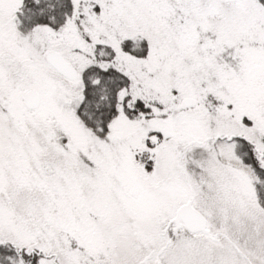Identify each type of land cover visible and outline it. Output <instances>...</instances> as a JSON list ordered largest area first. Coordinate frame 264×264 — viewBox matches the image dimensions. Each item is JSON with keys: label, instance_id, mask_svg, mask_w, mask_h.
I'll use <instances>...</instances> for the list:
<instances>
[{"label": "snow or ice", "instance_id": "obj_1", "mask_svg": "<svg viewBox=\"0 0 264 264\" xmlns=\"http://www.w3.org/2000/svg\"><path fill=\"white\" fill-rule=\"evenodd\" d=\"M0 264H264V0H0Z\"/></svg>", "mask_w": 264, "mask_h": 264}]
</instances>
